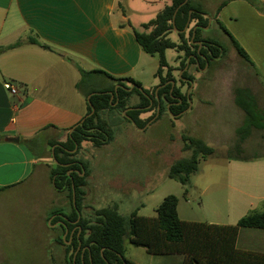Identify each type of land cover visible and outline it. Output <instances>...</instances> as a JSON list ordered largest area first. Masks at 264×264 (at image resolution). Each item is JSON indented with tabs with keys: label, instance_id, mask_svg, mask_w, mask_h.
Segmentation results:
<instances>
[{
	"label": "rangeland",
	"instance_id": "rangeland-1",
	"mask_svg": "<svg viewBox=\"0 0 264 264\" xmlns=\"http://www.w3.org/2000/svg\"><path fill=\"white\" fill-rule=\"evenodd\" d=\"M165 1L120 0L118 11H124L132 21V32L135 29L139 33H149L139 25L155 20ZM191 3L209 18V29L201 32V38L217 42L224 52L203 69L195 65L189 67L193 86L182 87V92L190 95L189 107L182 115L175 117L166 112L145 127L137 128L119 111L102 113L111 123L113 141L101 148L84 142L76 156L89 170L82 201V216L88 221L94 220L96 211L110 207H117L119 214L126 218L134 211L142 217L156 218L157 209L170 195L178 199L182 221L216 220L226 206L230 161H237L242 167L264 164V129L251 127L249 136L242 140L247 117L236 104L237 90L248 91L254 99V110L264 124L261 72L238 54L220 26L229 31L230 27L235 28L243 43H247L256 55H261L264 53V20L256 11L261 12L262 7L249 0H191ZM217 14L221 23L216 20ZM169 37L176 41L178 33L174 31ZM147 58L152 61L141 66L144 75L139 79L143 89L149 91L160 81L155 77L159 56ZM166 59L170 67L176 68L183 61L184 53L168 50ZM180 72L173 71V74L179 77ZM92 79L96 84L94 77ZM107 81L105 85L109 88L113 82ZM87 87L89 83L85 90ZM133 98L137 100L138 97ZM154 112L143 113L141 119H148ZM185 136L214 149L213 155L200 156L199 170L191 175L187 184L169 176L176 162L191 157L192 151L185 146ZM32 147L36 154L44 153L51 162L47 165L49 176L46 175L38 186L30 184L29 180L0 199V263L69 264L71 251L68 252V247L72 242L62 243L61 239L65 240L67 235L63 234L62 221H56L72 212L68 191H56L50 181L53 148ZM236 157L247 160H236ZM125 246V257L134 264H182L177 254L151 255L128 241Z\"/></svg>",
	"mask_w": 264,
	"mask_h": 264
},
{
	"label": "crops",
	"instance_id": "crops-1",
	"mask_svg": "<svg viewBox=\"0 0 264 264\" xmlns=\"http://www.w3.org/2000/svg\"><path fill=\"white\" fill-rule=\"evenodd\" d=\"M258 1L262 8L256 13L264 20V0ZM164 4L159 13L172 1ZM118 7L120 0H0V199L29 180L38 186L49 176L51 162L32 146L43 150L64 142L87 115V99L77 89L82 71L132 78L143 86L141 66L152 56L141 49L132 21ZM216 20L221 23L219 14ZM225 29L261 72L264 88V53L256 55L235 28ZM91 77L99 89L107 88L106 80L113 82L102 73ZM7 82L18 88V95L5 89ZM132 99V105L139 101ZM228 166L222 214L216 220L185 222L235 226L253 211L264 212V164L242 167L230 161ZM235 248L264 255V229L241 228Z\"/></svg>",
	"mask_w": 264,
	"mask_h": 264
},
{
	"label": "trees",
	"instance_id": "trees-1",
	"mask_svg": "<svg viewBox=\"0 0 264 264\" xmlns=\"http://www.w3.org/2000/svg\"><path fill=\"white\" fill-rule=\"evenodd\" d=\"M171 1L172 4L165 7L155 20L143 26L145 30H150L149 33L135 31V37L141 49L150 56H159V68L155 74V77L160 80L159 84L153 87V90L146 91L140 82L132 78L118 79L103 72L82 71L77 89L86 99L93 94L90 103L87 101L88 112L84 117L86 119L68 134L64 142L51 144V148H54L56 163L50 170V181L56 191H68L72 205L71 214L66 216L68 220L66 226H61L63 234L66 229L68 230L66 239H61L62 243L66 244L72 239V245L68 247V252L71 251L68 258L69 264H134L125 257L126 241L135 247L144 248L151 255H183V264H264V255L242 252L235 248L241 228L264 229V212L253 211L244 216L235 226L185 222L178 214V199L170 195L157 209L156 218L142 217L135 211L126 218L119 214L117 207L96 211L93 221H88L82 216V201L85 195L83 189L86 187L89 170L87 164L77 159L76 156L84 142H90L95 148H101L113 141L114 131L111 123L103 117L102 113L119 111L123 118L137 128L145 127L155 118L158 106H160V112L157 119L166 112L178 117L190 104V95L182 92V87L190 86L184 79L193 82V76L187 70L179 78L173 74V71L180 72L185 69L189 58L190 66L195 65L197 69H203L224 52L217 42L202 39L200 36L202 28L209 24V18L204 15V12L193 6L191 0L183 6L181 5L185 0ZM249 1L255 6L260 4L258 0ZM190 13L192 14L188 32L182 33L189 21ZM220 26L229 36L238 54L251 64L244 49L221 24ZM194 27L198 28L192 40ZM175 30L178 31L179 37V41L176 42L169 37ZM196 42L202 44L201 49ZM20 45L19 42L11 48ZM172 49L184 53L183 61L176 68L170 67L166 59V51ZM96 73L106 75L114 83L109 88H97V85L91 82L93 80L91 76ZM172 81L175 82L174 87ZM87 83L89 87L85 90ZM116 85L120 86L117 92L115 91ZM134 96H137L139 101L132 105ZM236 104L247 117L242 140L249 136L251 127L264 129L262 117L255 112L254 99L248 91L237 90ZM92 109L95 112L89 116ZM127 109L130 110L124 114ZM152 111L155 112L148 119H141L143 113ZM184 142H187L185 143L186 148L192 151L191 157L176 162L169 176L187 184L191 175L199 170L200 156L202 154L211 156L214 149L189 136L184 137ZM53 154H50V159H53ZM236 160L246 161L247 159L236 157ZM73 188L76 195L75 205ZM58 218L56 221H62L61 217ZM78 219L79 221L73 224Z\"/></svg>",
	"mask_w": 264,
	"mask_h": 264
},
{
	"label": "water",
	"instance_id": "water-1",
	"mask_svg": "<svg viewBox=\"0 0 264 264\" xmlns=\"http://www.w3.org/2000/svg\"><path fill=\"white\" fill-rule=\"evenodd\" d=\"M188 1H189V0H185V2H184L181 6L185 5ZM181 6H180V7H181ZM178 10H179V8H178V9L176 10V12H175V15H174V18H173V24H174L175 17H176V14H177ZM191 14H192V13H190L189 21H188V23H187L185 29L182 31V33H185V32L188 31V28H189V25H190V22H191ZM206 17H207V16H206ZM197 28H198V27H194V33H193V36H192V40L195 38V31H196ZM202 29L205 30V31H207V30L209 29V27L207 26V27L202 28ZM175 31L178 32L177 30H175ZM196 43L199 45V49H201V48H202V44H201L200 42H196ZM189 66H190V58H189V60H188V63H187V65H186L185 69L181 70V72H180V74H179V78H181V75H182L185 71H187V70L189 69ZM207 66H208V64H207ZM184 81H187V80L184 79ZM171 83H172V85H173V87H174V86H175V82L172 81ZM190 83H191V84H190V87H189V88H191V87L193 86V82H190ZM118 87H120V86H116V87H115V91H116V92H117ZM158 89H159V88H158ZM158 89H157V91H158ZM128 90H131V89H128ZM110 94H111V93H110ZM92 95H93V94H92ZM92 95H90V96L87 98L88 103H90L89 101H90V98H91ZM111 95H112V94H111ZM168 107H169V106H168ZM128 110H130V109H127V110L124 112V114H125ZM94 112H95V110L92 109V112H91V114H89V116L93 115ZM159 112H160V106H158L157 114H156L154 120L159 116ZM184 112H185V111H184ZM184 112H183V113H184ZM183 113H182V114H183ZM85 119H86V118H83V120H81V122H80L79 124L75 125V126L71 129L70 133H72V132L75 130L76 127H78L80 124H82V123L85 121ZM53 150H54V148H53ZM53 150H52V154H53ZM52 156H53V161H54V154H53ZM54 163H56V162L54 161ZM73 203H74V205L76 204V195H75V190H74V188H73ZM79 219H80V217H79ZM78 221H79V220H77L76 223H77ZM67 233H68V230H66V235H67ZM64 239H65V236H64ZM68 243H71V239H70V241H69Z\"/></svg>",
	"mask_w": 264,
	"mask_h": 264
},
{
	"label": "built area",
	"instance_id": "built-area-1",
	"mask_svg": "<svg viewBox=\"0 0 264 264\" xmlns=\"http://www.w3.org/2000/svg\"><path fill=\"white\" fill-rule=\"evenodd\" d=\"M4 87L7 91H9L14 96L19 94L18 88L10 82L5 83Z\"/></svg>",
	"mask_w": 264,
	"mask_h": 264
},
{
	"label": "flooded vegetation",
	"instance_id": "flooded-vegetation-1",
	"mask_svg": "<svg viewBox=\"0 0 264 264\" xmlns=\"http://www.w3.org/2000/svg\"><path fill=\"white\" fill-rule=\"evenodd\" d=\"M190 67V66H189ZM187 81H185L186 83H189V84H191L190 82L191 81H189L188 79H186ZM188 87V86H187ZM190 87V86H189ZM186 111V110H185ZM68 222V220L66 219V218H62V223H61V226L62 227H65L66 225V223ZM73 224H76V222H73ZM78 248H80V247H78Z\"/></svg>",
	"mask_w": 264,
	"mask_h": 264
}]
</instances>
